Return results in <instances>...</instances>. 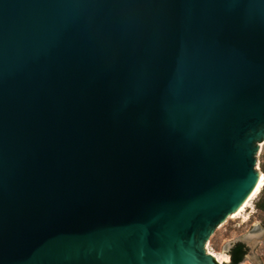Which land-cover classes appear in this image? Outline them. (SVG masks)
<instances>
[{
  "label": "water",
  "instance_id": "obj_1",
  "mask_svg": "<svg viewBox=\"0 0 264 264\" xmlns=\"http://www.w3.org/2000/svg\"><path fill=\"white\" fill-rule=\"evenodd\" d=\"M263 139L264 0H0V264H219Z\"/></svg>",
  "mask_w": 264,
  "mask_h": 264
},
{
  "label": "rangeland",
  "instance_id": "obj_2",
  "mask_svg": "<svg viewBox=\"0 0 264 264\" xmlns=\"http://www.w3.org/2000/svg\"><path fill=\"white\" fill-rule=\"evenodd\" d=\"M256 167L264 174V139L259 143ZM263 198L262 190L237 217L228 216L212 232L206 243L207 250L229 256L227 262L219 264L230 263V251L237 242L246 247L239 264H264V209L258 206Z\"/></svg>",
  "mask_w": 264,
  "mask_h": 264
},
{
  "label": "bare ground",
  "instance_id": "obj_3",
  "mask_svg": "<svg viewBox=\"0 0 264 264\" xmlns=\"http://www.w3.org/2000/svg\"><path fill=\"white\" fill-rule=\"evenodd\" d=\"M264 186V174L260 172L259 180L254 186V188L251 190V192L248 194V196L244 199V201L238 206V208L229 214V216L232 215V217H237L244 209L247 207L252 199H254L263 189ZM208 253L213 255L218 262L224 263L228 261L229 256L225 253H216L214 251L208 250Z\"/></svg>",
  "mask_w": 264,
  "mask_h": 264
},
{
  "label": "trees",
  "instance_id": "obj_4",
  "mask_svg": "<svg viewBox=\"0 0 264 264\" xmlns=\"http://www.w3.org/2000/svg\"><path fill=\"white\" fill-rule=\"evenodd\" d=\"M264 191V186L263 189ZM259 208L264 209V198L262 202L258 205ZM245 254L244 244L243 243H236L230 251L231 261L229 264H239L242 262Z\"/></svg>",
  "mask_w": 264,
  "mask_h": 264
},
{
  "label": "flooded vegetation",
  "instance_id": "obj_5",
  "mask_svg": "<svg viewBox=\"0 0 264 264\" xmlns=\"http://www.w3.org/2000/svg\"><path fill=\"white\" fill-rule=\"evenodd\" d=\"M237 243H241V242H237ZM236 245V244H235ZM244 249H245V251H246V247H245V245H244Z\"/></svg>",
  "mask_w": 264,
  "mask_h": 264
}]
</instances>
